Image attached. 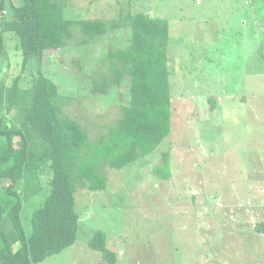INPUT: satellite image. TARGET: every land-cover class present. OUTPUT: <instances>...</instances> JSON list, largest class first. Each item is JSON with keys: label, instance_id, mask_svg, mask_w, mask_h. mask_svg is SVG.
Returning a JSON list of instances; mask_svg holds the SVG:
<instances>
[{"label": "rangeland", "instance_id": "374dc122", "mask_svg": "<svg viewBox=\"0 0 264 264\" xmlns=\"http://www.w3.org/2000/svg\"><path fill=\"white\" fill-rule=\"evenodd\" d=\"M1 1V0H0ZM18 3L20 0H6ZM68 19L119 20L142 12L169 23L172 131L151 154L121 169L107 167L105 190L79 188L76 242L31 264H97L89 241L98 230L117 264H264V0H64ZM0 9V22L11 12ZM130 28H109L89 44L72 40L44 53L43 72L57 82L65 116L91 141L106 133L130 101L125 86L94 89L106 56L124 47ZM20 40L5 33L0 79L37 76L23 68ZM165 174V175H164ZM46 180L47 176L44 175ZM50 185L24 202L25 234Z\"/></svg>", "mask_w": 264, "mask_h": 264}, {"label": "trees", "instance_id": "16d2710c", "mask_svg": "<svg viewBox=\"0 0 264 264\" xmlns=\"http://www.w3.org/2000/svg\"><path fill=\"white\" fill-rule=\"evenodd\" d=\"M7 4L11 12L0 22V55L5 33L15 32L23 68L34 61L37 76L29 87L20 85L21 75L10 84L0 79V264H31L76 242L79 188L105 190L107 167L133 164L170 135V31L166 19L142 12L119 20H74L65 17L64 0H20L17 4L1 0L0 9ZM74 24L82 32V44L98 39L109 28L128 26L131 31L126 46L108 52L107 73L94 86L100 92L125 86L130 101L121 105L119 118L95 141L80 122L64 115L57 82L42 69L45 51L65 47L72 40ZM45 185H50V192L33 212V232L28 237L21 220L23 205ZM256 230L264 234V222ZM89 245L108 264L118 263L104 231L94 232Z\"/></svg>", "mask_w": 264, "mask_h": 264}]
</instances>
